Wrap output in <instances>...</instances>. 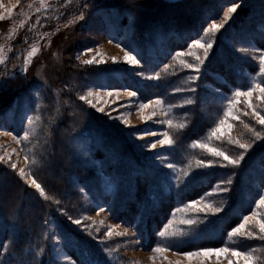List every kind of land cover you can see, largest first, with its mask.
Masks as SVG:
<instances>
[{"label": "rangeland", "instance_id": "rangeland-1", "mask_svg": "<svg viewBox=\"0 0 264 264\" xmlns=\"http://www.w3.org/2000/svg\"><path fill=\"white\" fill-rule=\"evenodd\" d=\"M78 4L76 0H0V167L10 170L41 198L45 199L46 196L44 192L42 194L41 186L39 189L36 187L40 184L32 174L36 162L34 150H40L44 143L42 136L46 129L47 115L44 113L47 109V97L51 96L57 109L52 113L53 125L59 124L65 114L67 104L62 102L64 84L61 81L66 79V70H69L65 63L69 55L83 68L127 71L144 89L148 83H156L160 73L164 71L183 72V82L188 84L204 80L203 86L215 94L212 102L218 109L212 113V122L206 133L193 141L189 148L205 152L212 158L229 161L197 145L206 144L209 148H215L226 155L219 144L237 140L238 123H241L243 118L264 126L259 123V120L264 118V99H258L264 97V92L260 91V88H264V74L260 71L264 47L255 46L251 40L248 44H237L222 35V31L241 6L239 1L211 0L209 3L211 6L208 7L210 12L207 14L209 19L195 37L173 35L168 43L165 42L166 38H156L149 44L138 46L133 41L131 17H125L123 25L119 24L122 17L116 14L99 13L87 18L82 12L70 17V11ZM233 7L235 11H229ZM80 8L83 10L82 6ZM213 24L221 27L211 31ZM259 31L264 36V29L259 27ZM196 41H200L205 47H195ZM219 43L235 49L238 53L242 64L240 84L228 83L215 71L217 60L208 61ZM208 45L211 47H207ZM33 49L36 50L35 53ZM168 52L170 54L167 60L157 66L160 57ZM126 53L135 58L137 63L126 61ZM221 57L222 63L228 66L225 57ZM143 59L148 61L146 65ZM89 60L93 62H85ZM238 71L239 69L234 70L236 74ZM201 72L204 73L203 78ZM111 75L116 81L121 82L119 74ZM91 82L79 80L72 83L71 87L78 92L83 106L93 114L106 117L111 124L122 130L134 150L143 155L149 165L162 171L160 173L162 180L164 182L168 180V183H165L166 190L170 186L169 183L178 185L195 169L210 165V163L203 165L199 160L191 162L189 158L183 166L173 164L166 152L172 143H160L165 136L172 141L171 128L177 118L172 115L171 108L178 106L177 102L174 105L166 104L161 97L143 98L136 90L124 85L110 87L105 83L95 85ZM216 82L221 84L218 86ZM15 89H20L19 94L15 92L19 99H14L13 107L11 103L9 109L3 108L10 99L1 94L11 93ZM183 90L185 89H180L182 92ZM250 90L251 96L241 95L238 98L235 96L236 92L247 93ZM237 99L240 103H235ZM184 100L182 99L183 102L180 103L185 104ZM247 101H251L252 107L248 106ZM228 112H231V115L226 117L225 113ZM221 121H225V124L221 125ZM228 125H231V128ZM218 126L224 134L221 136L220 132H217L213 137L211 134ZM74 151L92 168L97 178V189L87 192L80 186L76 187L80 207L70 214L65 205L57 203L55 213L87 237L107 258H113L116 264H229V261L233 264H245V260L233 256L232 251L241 253L252 251L234 249L231 243L239 237H247L249 232L252 233V237L259 235L264 238V233L260 231L257 223L258 220L264 222V205L258 206V202L264 198V186L255 184L256 195L247 196L248 202L246 201V205L244 203L245 211L238 210L237 224L228 231V240L225 243L217 247L204 246L188 250H179L173 245L192 232V225L222 211L223 208L209 197L216 193V190L220 191L215 186L208 194L174 207L166 223L156 233L159 242L150 248H144L139 242L134 226L126 221L120 222L118 220L120 217L110 213L106 201L112 199L113 188L108 185L110 182L103 176L99 163L92 160L79 138L74 140ZM45 160L46 158H43V161ZM49 178L52 181L56 180L51 174ZM0 181L4 182L2 176ZM70 185L74 184L71 182ZM7 198L1 202V206L12 199ZM245 219L248 220L245 228L239 234L231 235ZM50 226L52 252L48 264H76L64 241L59 238L55 228ZM225 248L228 252L219 257L215 254L203 255L205 251ZM156 249L162 251L157 252ZM252 254L256 259L255 254Z\"/></svg>", "mask_w": 264, "mask_h": 264}, {"label": "trees", "instance_id": "trees-1", "mask_svg": "<svg viewBox=\"0 0 264 264\" xmlns=\"http://www.w3.org/2000/svg\"><path fill=\"white\" fill-rule=\"evenodd\" d=\"M233 1H239L241 6L222 35L237 44H248L251 40L255 46L263 48L264 36L259 27L264 29V0ZM76 2L79 4L70 11V17L82 12L87 18L99 13L116 14L122 17L119 22L122 25L125 17H131L133 41L137 46L149 44L156 38H166L165 42L168 43L173 35L195 37L209 19L207 14L211 6V0ZM169 54L161 56L157 66L162 65ZM221 56L230 66L222 63ZM68 57L65 63L69 70H66V79L61 81L64 84L62 102L67 104L65 114L59 124L53 125L52 113L57 109L51 96H48L44 113L47 115L46 129L42 136L44 143L40 150H34L36 162L32 174L46 198H41L10 170L0 167V177L4 178V182L0 181V204L7 197L12 198L4 206L0 205V264H48L52 252L50 225L64 241L76 264H116L113 258H107L87 237L55 213L57 203L65 205L70 214L80 207L76 187L80 186L87 192L97 189V178L92 168L74 151V140L77 138L82 140L92 160L99 163L103 176L110 182L108 185L113 188L112 199L106 201L110 213L120 217V222L126 221L134 226L144 248L159 242L156 233L166 223L174 207L208 194L215 186L220 191L216 190L209 197L223 208L222 211L192 225V232L173 245L179 250H188L204 246L217 247L225 243L228 231L237 224L238 210L245 211L247 196L256 195L254 185L264 186V126L243 118L238 123L237 140L219 144L229 159L238 160V163L212 158L205 152L189 148L193 141L206 133L212 122V113L218 109L212 102L215 94L203 86L204 80L188 84L183 82V72L164 71L156 83H148L144 89L127 71L83 68L72 60L71 55ZM239 58L235 49L219 43L208 61L217 60L214 66L216 73L228 83L236 85L241 81L242 64ZM143 60L146 65L148 61ZM235 69H239L238 74L234 72ZM113 73L121 76V82L116 81L111 75ZM203 75L201 72L202 78ZM79 80L92 81L95 85L105 83L110 87L124 85L136 90L143 98L161 97L166 104L177 102L178 106L171 108L172 115L177 118L171 128L172 146L166 149L171 163L183 166L189 158L191 162L199 160L203 165H210L195 169L178 185L169 183L166 190L165 183L168 180H162V171L149 165L148 160L134 150L124 132L106 117L93 114L83 106L78 92L71 87L72 83ZM216 83L218 86L221 84ZM183 88L185 90L180 91ZM18 91L20 89L1 94L10 99L3 108L9 109L11 103L13 107L14 99H19ZM182 99H185V104L180 103ZM240 145L247 147L242 148ZM43 158L46 160L43 161ZM50 174L56 180H50ZM252 236L233 238L235 240L231 247L251 250L258 264H264V238Z\"/></svg>", "mask_w": 264, "mask_h": 264}, {"label": "snow or ice", "instance_id": "snow-or-ice-1", "mask_svg": "<svg viewBox=\"0 0 264 264\" xmlns=\"http://www.w3.org/2000/svg\"><path fill=\"white\" fill-rule=\"evenodd\" d=\"M229 11H235V8H231ZM219 27H221V25H217V24H213L211 26V31H215L217 30ZM195 47H199V48H204V44H202L200 41H196L195 42ZM207 47H211V45H208ZM35 49H33V53H35ZM198 59V57H197ZM125 60L126 61H129L133 64L137 63V61L135 60V58H133L132 56H129L127 53L125 54ZM86 63H92L93 61L89 60V61H85ZM260 71L262 74H264V56L261 57V68H260ZM260 91L264 92V88H260ZM252 94V90H250L249 92L247 93H241V92H236L235 93V96L238 98L240 97L241 95H247V96H251ZM91 95V94H90ZM258 99H264V97H258ZM157 103H159V101H157ZM235 103H240V101L237 99L235 101ZM248 104L249 107H252V104H251V101H247L246 102ZM226 117L231 115V112H228V113H225ZM234 119H236L237 117H233ZM259 123L261 124H264V118L260 119L259 120ZM225 124V121H221V125ZM182 127V125H181ZM229 128H231V125H228ZM217 132H220L221 136L224 134L223 131L221 130V127L218 126L217 129H215L213 132H212V136L215 137L217 135ZM258 135V134H257ZM25 139L27 138V136L24 137ZM161 144H165V143H172V141L167 137L165 136V138L163 140L160 141ZM155 145H153L154 147ZM199 147H204V148H207V150L212 153L213 155H216V156H222L225 160H229L230 163H238L239 161L238 160H230L228 156L224 155L223 152L221 151H218L217 149L215 148H209L206 144H201V145H197ZM242 148H246L247 146L246 145H240ZM13 167H15V165H13ZM21 172H23V170H21ZM33 183H35V181H33ZM36 187L39 189L40 188V185H36ZM42 194H43V191L41 190ZM259 205H264V198H262L259 202H258V206ZM216 211H219V209H216ZM189 223H191V221H189ZM248 223V220L245 219L244 223H242L237 229H234L233 232L231 233V235H236V234H239L241 232L242 229L245 228V226L247 225ZM257 223L259 224V228H260V231L262 233H264V222H260L259 220L257 221ZM163 234V233H162ZM249 235H251L252 233L249 232L248 233ZM157 252L159 251H162V249H156ZM228 252V249L225 248V249H220V250H213V251H205L203 253V255L205 256H210L212 254H215L216 256H221L223 254H226ZM189 255H192V254H189ZM232 255L233 256H236V257H242L244 260H245V264H257V260L254 258L253 254L252 253H241V252H238V251H232ZM229 264H233L232 261H229Z\"/></svg>", "mask_w": 264, "mask_h": 264}]
</instances>
